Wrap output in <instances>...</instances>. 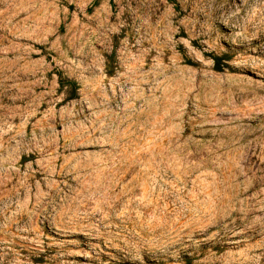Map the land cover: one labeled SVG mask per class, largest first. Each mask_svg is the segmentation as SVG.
I'll return each instance as SVG.
<instances>
[{"label":"rangeland","instance_id":"1","mask_svg":"<svg viewBox=\"0 0 264 264\" xmlns=\"http://www.w3.org/2000/svg\"><path fill=\"white\" fill-rule=\"evenodd\" d=\"M0 264H264V0H0Z\"/></svg>","mask_w":264,"mask_h":264},{"label":"trees","instance_id":"2","mask_svg":"<svg viewBox=\"0 0 264 264\" xmlns=\"http://www.w3.org/2000/svg\"><path fill=\"white\" fill-rule=\"evenodd\" d=\"M210 59L212 61V68L215 71H221L222 68L224 67V65L221 64L220 62V57L216 56V55H210ZM57 83L59 85V87H63V86H67L68 88V92L70 94V96H73L75 93V83L71 80H67L61 76H58L57 79Z\"/></svg>","mask_w":264,"mask_h":264}]
</instances>
